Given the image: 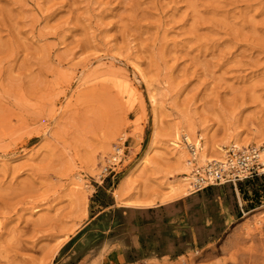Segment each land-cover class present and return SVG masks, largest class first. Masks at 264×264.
Masks as SVG:
<instances>
[{
  "label": "rangeland",
  "instance_id": "rangeland-1",
  "mask_svg": "<svg viewBox=\"0 0 264 264\" xmlns=\"http://www.w3.org/2000/svg\"><path fill=\"white\" fill-rule=\"evenodd\" d=\"M176 123L263 152L264 0H0V264H264V176L120 202L181 180Z\"/></svg>",
  "mask_w": 264,
  "mask_h": 264
},
{
  "label": "bare ground",
  "instance_id": "bare-ground-1",
  "mask_svg": "<svg viewBox=\"0 0 264 264\" xmlns=\"http://www.w3.org/2000/svg\"><path fill=\"white\" fill-rule=\"evenodd\" d=\"M110 80L112 82H114V84L117 86V88L120 89V91L123 94H128V97L130 96V98L135 96L137 89H135V87L133 86L134 84L131 83V81L128 79V77H125V80L118 78V77H113ZM153 102L156 103V100L154 98H153ZM184 119L185 118H183V120H181V121L184 122ZM181 121L179 120V124ZM187 122H188V120H187ZM176 125H177V123H176ZM189 125L190 126H188L187 124L186 125H177L176 127L173 128L174 132H173V134H171L174 137V139L171 138L173 140V141H171V146L174 147L175 153L177 152L176 158L174 159V162H173L174 163L173 164V166H174L173 171H174V173L178 172L182 176L181 180L177 181V182H173V183H167L166 182L164 185L162 184L163 185L162 188L164 190L162 189L163 192L160 194H157V192H155L156 194L153 193V194H150L149 196L148 195L137 196V194H135L136 196L133 199H130V200L125 199L124 202L119 200L120 202L124 203L123 206H125L127 208H141V209L157 208L160 206L168 205L170 203L176 202L178 200H181L183 198H186L188 196H191V195L198 193V192L193 190V182L195 181V179H194V176H195V172H194L195 171V169H194L195 163H194V161H197L199 165L207 166L209 163H212L214 161H223L225 158V153L227 151L224 149V147L222 145L211 144L210 140H209L210 142H208L207 141L208 139L206 140V138H208V137H205V139H204L203 134H198L199 136H197L196 130H198V129H196V128L198 126H196V128H195V127H192L191 124H189ZM193 128H195V129H193ZM122 130L123 129L120 130L118 128L116 135L113 136L114 135L113 134L112 136H110L107 139V141L104 144V150H105L104 153L105 154H109V152L111 151V148L113 147V143H114L113 141L115 140V137L118 134H120V132ZM137 130H138V128H137ZM205 133L206 132H204V135H205ZM207 135H208V133H207ZM182 138L185 140L186 143H184L182 141ZM182 143L188 145V147L189 146L192 147L194 149V153H192V154L189 153L188 149H187L188 151H186V147L184 146V144L182 145ZM231 144L233 146L235 145L239 148H243V147L248 148L249 147L248 145H250V143H248V142H241L239 140L234 141ZM117 150H118V148H116V151ZM262 156L264 157V150L262 152ZM146 161H147V158L144 159V161H142V162L146 163ZM147 163H149V162H147ZM173 177H175V176H173ZM127 179L121 184L119 189H117L115 191L114 195L117 198V200L122 198L125 195L124 193H125L126 182L128 181ZM80 180L82 182L84 179L81 178ZM126 198H127V196H126ZM121 200H123V199H121ZM35 209H36V207H35ZM78 210H79V208H78ZM260 210H263V211L260 212L253 221L249 218L250 214L248 212L245 213V219H247V218H249V219H247L246 222L243 224L242 231H243L244 239L247 240V239L251 238V239L260 240V243L263 245V247H261V248L263 249L264 248V234H263L264 233V206L260 207ZM1 225H2V223H0V227H1ZM254 259H255V257H254ZM254 259H253V262L251 264H259L260 263V260L258 263V261L256 259H255L256 261H254Z\"/></svg>",
  "mask_w": 264,
  "mask_h": 264
},
{
  "label": "built area",
  "instance_id": "built-area-1",
  "mask_svg": "<svg viewBox=\"0 0 264 264\" xmlns=\"http://www.w3.org/2000/svg\"><path fill=\"white\" fill-rule=\"evenodd\" d=\"M193 152L194 149L192 148ZM122 148L118 147L105 172H113L122 161ZM193 190L203 191L210 187L232 184L235 188L242 182L264 176V157L259 148L232 147L227 151L223 161H214L207 166L195 165Z\"/></svg>",
  "mask_w": 264,
  "mask_h": 264
},
{
  "label": "crops",
  "instance_id": "crops-1",
  "mask_svg": "<svg viewBox=\"0 0 264 264\" xmlns=\"http://www.w3.org/2000/svg\"><path fill=\"white\" fill-rule=\"evenodd\" d=\"M239 191V190H238ZM250 203H254V200H250ZM161 207V206H160ZM158 208V207H157ZM137 209H141V208H137ZM147 209H150V208H147Z\"/></svg>",
  "mask_w": 264,
  "mask_h": 264
}]
</instances>
